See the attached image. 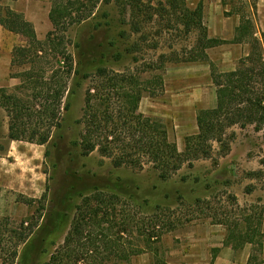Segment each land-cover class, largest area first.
Here are the masks:
<instances>
[{
    "label": "rangeland",
    "instance_id": "374dc122",
    "mask_svg": "<svg viewBox=\"0 0 264 264\" xmlns=\"http://www.w3.org/2000/svg\"><path fill=\"white\" fill-rule=\"evenodd\" d=\"M57 1L67 3L75 0H5L3 4L33 23L38 40L44 42L54 30L49 15ZM100 1L97 18L72 25L69 30L57 31V36L65 37V49L75 58L76 74L72 80L67 78L70 91L63 102L62 128L53 130L50 141L42 146L10 141L9 118L0 107V217L20 224L41 213L46 220L51 219L52 213L59 215L51 226L52 234L46 236L48 252L36 259V264H46L53 252L64 243L73 224L76 206L81 203L77 194L68 202V208L61 206V199L69 186L74 183L82 185L87 187V193L99 187L119 195L123 200L134 197L141 207L136 210L140 217L162 215L164 222L173 221L176 224L174 230L164 231L152 251L133 258L129 264H211L214 249H221L216 259L221 253L226 254L222 256V264L229 261L238 264L247 257L250 259L253 253L258 260L251 264H259L263 256L251 245L235 251L225 247L224 243L229 226L235 232L243 233L246 230L243 223L245 217L256 216L264 210V125L241 122L227 127L222 142L214 140L210 143V156L200 154V158L195 160L189 155L182 169L168 180L160 179L150 165L142 171L115 168L111 159L102 157L98 152L83 157L79 147L73 145L81 131L76 122L83 115L86 91L93 85L84 77L94 74L98 68L119 73L127 69L138 70L143 80L162 76V93L158 97L145 94L138 112L162 123L170 142L176 144L185 156L188 155L187 139L200 133L197 116L200 111L208 110L206 108L211 106L217 91L209 62L175 61L178 55L179 59L188 58L182 50L192 49L197 33L188 34L182 25L175 23V12L168 0H139V13L134 19L130 10L123 14L122 7L135 6L136 1ZM200 1L187 0V6L195 9ZM225 2L234 6L227 13L234 9L240 11L251 32L263 35L260 21L264 22V18L261 20L263 15L257 8L258 0ZM75 17L76 14L73 19ZM150 17L153 19L150 20ZM135 24L141 27L140 32H135ZM205 25L210 26L206 20ZM216 28L217 24L212 28V35L216 33ZM208 35H211L210 31ZM28 46L22 35L0 27V89L5 88L10 94H17L23 99L30 98L31 92L18 91L21 80L17 77L30 70L31 66L13 64V54L16 48ZM133 46L136 52L128 54L127 50ZM118 52H123L120 61L115 60ZM161 55H165L168 61L163 72H144L149 63L159 65ZM134 57H139L138 63L134 62ZM213 57L225 63L223 53L214 51ZM44 66L38 65V69L45 68L49 79L53 69ZM55 66L56 71L61 69ZM252 66L258 67L247 61V67ZM215 67L219 72L220 69ZM197 97H202L200 105L194 103ZM113 107L116 112L119 111L116 97ZM27 119L34 125L38 117ZM44 195L46 210L40 211L38 202L33 206L27 204L28 200L39 201ZM36 251L38 254L39 250ZM33 258L25 256L23 246L18 264H33ZM114 264L128 263L115 261Z\"/></svg>",
    "mask_w": 264,
    "mask_h": 264
},
{
    "label": "trees",
    "instance_id": "16d2710c",
    "mask_svg": "<svg viewBox=\"0 0 264 264\" xmlns=\"http://www.w3.org/2000/svg\"><path fill=\"white\" fill-rule=\"evenodd\" d=\"M135 1V6L122 7L123 14L130 10L133 19L137 17L140 7L138 3H141L139 0ZM100 2H55L49 15L54 30L47 35L46 41L41 42L37 38L33 23L0 0V26L13 34L22 35L29 44L28 47L14 50L13 64L31 66L30 70L17 77L21 80L18 91L31 92L30 98L23 99L17 94H10L5 88L0 89V107L9 118L10 141L42 146L50 141L53 130L62 128L63 102L70 91L67 78L72 80L76 71L75 58L65 49V37L57 36V31L69 30L72 25L97 18V5ZM167 2L174 9L175 23L182 25L188 34L197 33L192 49L182 50L188 58L179 59L178 55L175 61L209 62L212 81L217 88V108L199 112L197 123L200 133L187 139L188 155L180 153L177 145L170 142L168 131L162 123L138 112L145 94L158 97L164 88L162 76L155 75L149 80H143L138 70L134 72L127 69L119 73L98 68L94 74L85 75L84 79L90 80L93 85L86 91L83 115L76 122L81 131L78 140L73 142L75 147H79L83 157L98 152L102 157L111 159L115 168L127 167L139 171L150 165L162 180L172 178L182 169L189 155L194 156L195 160L200 158V154L210 156V143L214 140L222 142V135L227 127L241 122L264 125V48L260 41L253 39L249 24H242L238 28L237 36L231 43L252 38L253 51L247 61L257 64L258 67L245 68L246 62L243 61V66L236 71L220 73L209 61L207 50L229 42L209 37L204 22L203 3L200 2L195 9H191L187 6V0ZM74 14L77 17L73 19ZM133 28L135 32L141 31L139 24L133 25ZM135 52L134 46L127 50L128 54ZM122 57L123 52H118L115 60L120 61ZM166 58L161 55L159 59L162 62L159 65L149 63L144 72L164 70L168 62ZM134 62L138 63L139 57H134ZM38 65H47L53 69L49 79L46 69H38ZM55 65L61 69L56 71ZM115 97L119 105L118 112L113 107ZM35 117L38 119L34 125L28 123L27 118ZM86 190L87 187L71 184L61 199V206L64 208H68V202L77 194L81 197V203L76 206L73 224L64 243L53 252L46 264H114L115 261L129 264L133 258L152 251L155 242L161 240L165 230L168 232L176 228L175 222H164L162 215L140 217L136 210L141 207L134 197L123 200L119 195L99 187H94L88 193ZM45 200L46 195L39 201L30 199L27 204L33 206L38 202L39 210L44 211ZM51 216L50 220H46L41 213L29 222L20 224L10 218L0 217V264H18L23 246L25 256L31 259L34 256L33 264H36L37 257L48 252L46 236L52 234L51 226L59 218L58 214L52 213ZM263 221L264 210L256 216L245 217L243 223L246 230L243 233H237L229 226L224 246L240 251L251 245L254 251L263 256ZM36 249L39 250L38 254ZM220 250H213L215 255L211 264ZM256 260L258 256L253 253L248 264ZM259 264H264L263 258Z\"/></svg>",
    "mask_w": 264,
    "mask_h": 264
},
{
    "label": "crops",
    "instance_id": "0c3cea01",
    "mask_svg": "<svg viewBox=\"0 0 264 264\" xmlns=\"http://www.w3.org/2000/svg\"><path fill=\"white\" fill-rule=\"evenodd\" d=\"M5 1V0H3ZM12 2H19V1H13ZM22 1V0H20ZM201 2V1H200ZM203 7H204V22H208L210 24L209 27H207L211 33L209 35L210 38L214 39H221L223 41H228L229 44H223L211 49L207 50V55L209 57V60L212 64L217 66L221 73H230L234 72L239 67L243 66L241 65V62L245 61L244 67H247V59L251 57L252 55V38L245 39L244 41H241L240 43H231L237 36V30L242 25V23L245 24V19L241 15L240 11H237L234 9L231 13L230 12L234 6L229 5L225 0H202ZM257 3V4H256ZM255 4L258 6L260 12L259 14H262L261 20L264 18V0H258ZM9 6V5H8ZM254 9V7H253ZM227 13V14H226ZM261 22V29L264 34V22ZM217 24L216 33L212 35V28ZM213 25V26H212ZM1 27V26H0ZM261 34V33H260ZM253 39H257L260 41L263 45V35L253 34ZM219 51L223 53L224 61L225 63L215 59L213 57V52ZM217 64V65H216ZM202 97H197L194 101L195 104L200 105ZM218 105V99H217V91L216 96L212 97L211 100V106L206 109H215ZM15 142V141H13ZM263 232H264V221H263ZM222 256L224 253H221L219 257L216 259L215 264H222ZM263 259H264V253H263ZM249 257H247L243 262H240L238 264H248ZM228 264H236L232 261H229Z\"/></svg>",
    "mask_w": 264,
    "mask_h": 264
}]
</instances>
